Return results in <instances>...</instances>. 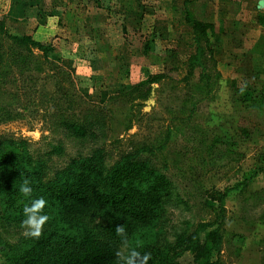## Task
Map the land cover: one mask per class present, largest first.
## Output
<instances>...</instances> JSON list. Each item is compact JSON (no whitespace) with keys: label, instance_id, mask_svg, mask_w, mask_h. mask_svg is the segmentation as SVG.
Wrapping results in <instances>:
<instances>
[{"label":"rangeland","instance_id":"rangeland-1","mask_svg":"<svg viewBox=\"0 0 264 264\" xmlns=\"http://www.w3.org/2000/svg\"><path fill=\"white\" fill-rule=\"evenodd\" d=\"M10 1L15 6L17 0H0V17ZM64 4L67 9L61 12ZM40 6L27 9V18L15 7V14L7 15L6 30L46 41L55 36L51 56L65 67L75 66L77 84L53 71L37 50L32 57L13 61L12 43L4 40L0 155L9 150L5 142H23L31 159L46 162L50 175L72 159L95 156L109 168L133 155L172 186L162 195L156 223L134 233L120 253L135 247L152 258L166 249L175 262L196 264L195 254L181 239L200 223L222 221L220 264H264V71L257 72L253 61L264 56L251 53L246 43L233 53L218 50L211 40L202 49V68L196 66L191 75L189 60L196 45L186 34L170 43L159 37L156 51L144 53L143 40L150 36L153 23L150 14L137 32L132 27L138 23L134 14L114 15L107 21L96 10L85 14L86 6L79 0H47ZM124 25L129 29L126 37ZM141 70L164 71L167 78L147 101L131 102L120 93L111 97L128 91ZM61 117L75 123L97 118L103 127L92 131L93 137L78 139L57 127ZM218 137L222 142L214 143ZM59 146L61 152L54 153ZM22 149L17 146V152ZM248 178L247 185L234 189ZM85 222L95 232L106 224L103 216L93 214ZM44 229L54 226L48 222ZM23 237L28 236L21 223L5 220L0 227V240L6 244ZM0 264L15 263L0 252Z\"/></svg>","mask_w":264,"mask_h":264},{"label":"trees","instance_id":"trees-1","mask_svg":"<svg viewBox=\"0 0 264 264\" xmlns=\"http://www.w3.org/2000/svg\"><path fill=\"white\" fill-rule=\"evenodd\" d=\"M107 9L111 8L107 6ZM6 20L7 15L3 14L0 17V63H3V43L7 39L12 43L9 51L13 61L32 57L37 50L46 64L53 65V71L56 69L71 83L77 84L75 66L65 67L51 56L55 51L56 37L42 41L31 35L11 34L6 30ZM191 22L196 45V54L189 60L192 75L196 66L202 68V49L210 45L207 30L210 36L215 31L212 24ZM166 75L164 71L142 73L137 82L130 84L128 91L111 97L121 94L131 102L147 101ZM60 111L58 108L57 112L62 115ZM57 127L71 137L83 139L93 137L92 131L102 128L103 124L97 118L75 123L61 117ZM219 141L222 142V137L216 138L214 143ZM20 144L23 149L17 152ZM4 145L9 150L0 155V209L3 212L0 227L5 220L21 223L24 219L23 206L29 201L18 189L25 178L30 181L33 196H43L47 200L45 211L49 215L48 222L54 226L52 230L44 229L39 238L23 237L14 245L0 240V252L15 264H121L117 253L125 241L116 234V227H124L127 241L134 233L152 227L156 223L162 195L172 186L164 175L153 172L144 162L134 160L133 155L122 157L109 168L96 161L95 156L72 159L66 167L50 175L46 162L31 159L23 142H5ZM213 147L215 145L209 149ZM1 149L0 146V152ZM60 152L59 146L54 153ZM249 182V178L244 179L234 189ZM225 196L226 193L222 194L219 200V219L222 218ZM90 214L105 218L106 224L100 226L99 232L87 228L85 219ZM222 230V221L200 223L195 232L181 239V244L195 254L196 264H220ZM149 264L179 263L165 249L158 251Z\"/></svg>","mask_w":264,"mask_h":264},{"label":"crops","instance_id":"crops-1","mask_svg":"<svg viewBox=\"0 0 264 264\" xmlns=\"http://www.w3.org/2000/svg\"><path fill=\"white\" fill-rule=\"evenodd\" d=\"M37 1L38 2L34 3L35 0H17L16 2H14L15 6H12V2L10 1L8 2L7 8L4 13L5 15H13L15 14V7H17V10L22 13V16L24 18H27L25 17V12H27V9L35 8L37 10V7H39L44 1L46 3L47 0ZM79 1L86 6V8L84 9L85 14H88V10L90 9L96 10L101 16L106 15L107 21L109 20V17L114 15H122V13H124V15H126V13L134 14L137 18L138 23L137 25H134L132 27H134L137 32H139L145 26L143 24V22H145L144 18H146L147 15L150 14V16L153 17V23L152 28H150L149 32L150 36H145L143 40L142 46L144 47L143 50H145L144 53H147L148 50L150 52L156 51V48H158L159 37L163 38L162 40L169 41L170 43L173 40H181L186 34L187 36H189L190 43H193L194 31L193 23L191 22V20H195L213 25L215 31L214 34L210 36L211 33L209 30H207V34L209 36V42L212 40L216 49H224L226 51L228 50L229 53H233L231 52L233 51V48L241 47L242 44L246 43L247 45H249V50L251 53L264 56V0ZM259 1H262V4H259ZM107 6H109L111 9L108 10ZM63 7L64 8H59L61 12L66 11L67 9V6H65V4L63 5ZM57 23H59V20L57 21ZM124 26L123 28L129 31V29ZM235 32H240L237 34L239 39L237 41L238 46L235 45L234 41ZM243 35H245L244 38ZM241 38L243 40H241ZM121 39L123 40L122 35ZM73 43L75 44L74 41ZM144 53L140 52L138 53V55H143ZM87 56L90 57L89 54H87ZM253 61L254 63H256L255 65H257V72L264 71V57H254ZM142 73H144L142 70L139 71V77Z\"/></svg>","mask_w":264,"mask_h":264},{"label":"clouds","instance_id":"clouds-1","mask_svg":"<svg viewBox=\"0 0 264 264\" xmlns=\"http://www.w3.org/2000/svg\"><path fill=\"white\" fill-rule=\"evenodd\" d=\"M243 92V89H241ZM19 192L22 197L29 201L23 206L24 219L21 221V227L24 229V235L33 238H39L42 234L44 226L49 221V215L45 211L47 200L43 196L34 197L33 188L30 181L25 178L19 186ZM116 234L124 239L127 243V236L123 226H117ZM121 264H148L151 254L140 252L135 247H130L127 253H117Z\"/></svg>","mask_w":264,"mask_h":264},{"label":"water","instance_id":"water-1","mask_svg":"<svg viewBox=\"0 0 264 264\" xmlns=\"http://www.w3.org/2000/svg\"><path fill=\"white\" fill-rule=\"evenodd\" d=\"M259 4H262V1H259Z\"/></svg>","mask_w":264,"mask_h":264}]
</instances>
